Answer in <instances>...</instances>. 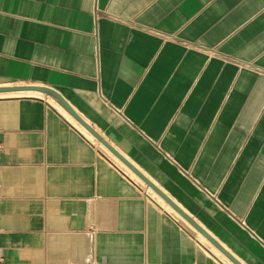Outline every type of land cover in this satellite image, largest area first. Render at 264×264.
Returning a JSON list of instances; mask_svg holds the SVG:
<instances>
[{
    "label": "crops",
    "instance_id": "obj_1",
    "mask_svg": "<svg viewBox=\"0 0 264 264\" xmlns=\"http://www.w3.org/2000/svg\"><path fill=\"white\" fill-rule=\"evenodd\" d=\"M25 85L264 264V0H0V87ZM118 161L0 92V264H235Z\"/></svg>",
    "mask_w": 264,
    "mask_h": 264
},
{
    "label": "water",
    "instance_id": "obj_2",
    "mask_svg": "<svg viewBox=\"0 0 264 264\" xmlns=\"http://www.w3.org/2000/svg\"><path fill=\"white\" fill-rule=\"evenodd\" d=\"M19 90H37L50 94L57 98L66 109L83 124L97 139L105 144L119 159H121L129 168H131L139 177H141L149 186H151L165 201H167L176 211H178L187 221H189L196 229H198L205 237H207L218 249L228 256L235 264H241L235 259L222 245H220L208 232H206L196 221H194L171 197H169L155 182H153L143 171H141L134 163H132L125 155L116 149L107 139L101 136L87 121H85L65 99V97L57 90L37 85L0 87V92L19 91Z\"/></svg>",
    "mask_w": 264,
    "mask_h": 264
},
{
    "label": "bare ground",
    "instance_id": "obj_3",
    "mask_svg": "<svg viewBox=\"0 0 264 264\" xmlns=\"http://www.w3.org/2000/svg\"><path fill=\"white\" fill-rule=\"evenodd\" d=\"M29 94V93H38V92H33V91H24V92H18V93H15V94ZM10 94H12V93H3L2 95H10ZM13 95V94H12ZM63 111H65L64 109H63ZM67 115L73 120V118L67 113ZM73 121H75V120H73ZM81 127V126H80ZM83 128V127H82ZM83 130L90 136V137H93L86 129H84L83 128ZM120 161V160H119ZM121 162V161H120ZM123 164V163H122ZM124 166H125V164H123ZM130 171H131V173H132V175H134V177L136 176L137 177V179H138V175L133 171V170H131V169H129ZM139 179H141L140 177H139ZM141 180H143V179H141ZM144 182V181H143ZM149 188H150V190L149 191H154V194H158V193H156V191L151 187V186H149ZM224 257H226V256H224Z\"/></svg>",
    "mask_w": 264,
    "mask_h": 264
},
{
    "label": "rangeland",
    "instance_id": "obj_4",
    "mask_svg": "<svg viewBox=\"0 0 264 264\" xmlns=\"http://www.w3.org/2000/svg\"><path fill=\"white\" fill-rule=\"evenodd\" d=\"M94 140H96V139H94ZM101 147L104 148L103 146H101ZM106 151H107V150H106ZM108 153H109V152H108ZM118 162H119V161H118ZM119 163H120V162H119ZM120 164H121V163H120ZM121 165H122V164H121ZM122 166H123V165H122ZM123 167H124V166H123ZM124 169H126V171H127L128 168H125V167H124ZM127 172H128V173H129V174H130V175H131V176H132V177H133L138 183H140L145 189H147V191H148L149 193H151V194L154 195L157 199H159L158 196L154 194V191L151 192V191L148 190V188H147L148 184H147L145 181L143 182V180L139 179V177H138V179H137L136 176L134 177V175H132V173H131V171H130L129 169H128ZM160 201H161V200H160ZM162 202H163V201H162ZM164 203H165V202H164ZM176 215H177V214H176ZM178 217L181 218V216H179V215H178ZM182 219H183V218H182ZM200 236H201V235H200ZM218 253H219V252H218ZM220 255H221V253H220ZM231 263H232V262H231ZM232 264H233V263H232Z\"/></svg>",
    "mask_w": 264,
    "mask_h": 264
}]
</instances>
